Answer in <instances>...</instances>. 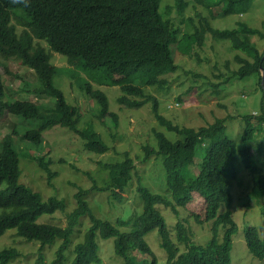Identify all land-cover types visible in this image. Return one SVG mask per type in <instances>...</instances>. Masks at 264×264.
Returning <instances> with one entry per match:
<instances>
[{
	"label": "trees",
	"instance_id": "1",
	"mask_svg": "<svg viewBox=\"0 0 264 264\" xmlns=\"http://www.w3.org/2000/svg\"><path fill=\"white\" fill-rule=\"evenodd\" d=\"M253 1L219 0L218 4L224 3L221 10L225 16L240 15L250 9ZM159 6L160 0H0V57L6 60L3 64L7 67L8 59H19L40 80L41 85L33 88L35 94L56 99L53 106L30 99L7 100L0 72V125L6 114L36 121V126L27 128L19 139L42 147V154L33 152L27 157L35 160L46 173L50 187L61 171L51 166L53 160L47 151L50 147L45 148L43 137L47 129L56 125L68 128L85 140L87 151L105 154L111 149L107 131L116 139L118 133L111 131L119 124L118 113L110 110L107 94L88 83L85 85L88 95L100 105L97 117L102 122L110 116L112 124L103 122V127L106 126L103 131L101 126L79 128V108L70 104L63 90L54 85L58 67L51 61L53 51L66 56L69 65L103 68L99 83L120 85L119 105L140 108L151 101L154 116L163 127L153 128L152 139L141 144V155L136 156L139 161H146L151 155L160 160L163 190H153L139 176L132 189L136 199L126 205L136 159L125 151V156L116 162L99 161V169L94 173L82 172L72 165L76 172L92 176L87 177L91 183L86 187H78L73 179L66 181L76 190L75 202L71 195L69 206L64 198L50 194L45 197L42 190L19 181L22 169L14 139L20 120L12 122L11 131L0 140V237L8 230H15L17 236L39 242L41 246L34 264H48L43 247L57 242L50 264H100L103 260L99 237L113 238L114 252L123 264H158L148 239L154 231L157 234L153 237H159L158 244L165 252V264H234L233 235L239 226L233 214L232 185L238 178L237 157L253 175L246 194L250 199L256 195L264 197V168L261 161H256L251 144L255 135L264 129V92L260 114L237 116L245 122L240 147L227 133L226 119L235 115L216 118L195 128L180 125L160 113L159 100L146 92L143 85L166 86L167 75L179 69L173 44L180 47L181 41L178 29L169 18L163 17ZM184 6V0L176 1V8L183 10ZM208 34L230 41L233 49L245 53L235 54L238 67L226 80L255 74L264 90L261 81L264 49L260 51L252 41L253 36L264 38V20L261 26H252L238 19L235 26L221 28L203 18L194 34L186 37H195V43L201 44ZM191 49L181 50L189 53ZM137 79L141 84L135 83ZM199 145L204 147V152L201 160H195ZM96 192L106 193L111 206H116V202L122 205L116 220L96 214L90 199ZM194 200L204 205L202 217L189 208ZM182 210L187 217L181 216ZM57 212L64 214L66 224L38 221L42 215ZM191 216L198 223L211 222L205 242L193 239L188 220ZM85 217L89 225L83 238L75 242L81 235L80 226ZM169 219L175 220V224L171 225ZM243 230L248 250L259 259L264 258V237L259 229L246 225ZM23 256L16 245L0 248V264H9Z\"/></svg>",
	"mask_w": 264,
	"mask_h": 264
},
{
	"label": "rangeland",
	"instance_id": "2",
	"mask_svg": "<svg viewBox=\"0 0 264 264\" xmlns=\"http://www.w3.org/2000/svg\"><path fill=\"white\" fill-rule=\"evenodd\" d=\"M176 1L160 0L159 10L163 17L169 18L174 27L178 29V40L181 41V44H179L180 47L173 44V49L179 69L167 75L168 83L165 84L164 88L147 85H143V87L146 92L153 94L159 100L160 113L180 125L197 128L200 125L214 122L216 118L235 115L234 118L226 119L227 133L240 147L242 145L240 135L245 122L237 116L239 114L258 115L262 111L264 90L259 84L258 77L253 74L243 79L230 77L229 80H226L232 74V70L238 67L235 54L245 55V53L233 49L230 41L215 39L210 34L206 35L202 45L199 42L195 43V37L186 36L194 34L196 26L200 27L203 18H208L214 26L221 28L235 26L238 19L245 20L252 26H261L264 20V0H254L246 13L227 16L221 10L224 3L218 4L219 0H184L186 6L183 10L176 8ZM19 29H21L20 26ZM193 39L194 42H192ZM252 41L257 44L260 51L264 49V38L253 36ZM191 47L189 53L181 50ZM66 59V56L52 52L51 61L58 67L53 82L55 86L63 90L66 100L79 108L81 113L79 128L101 126V131H103L106 130V126L103 127V122L108 125L112 124L110 116L103 118L102 122L97 117L100 105L88 95L85 85L89 83L94 89L100 88L107 94L110 110L118 113L119 124L116 129L111 131L115 134L117 132L118 137L112 139L109 136V131H107L106 139L108 142L110 141L111 149L105 154L90 153L84 148L85 140L72 130L60 125L47 129L43 134L45 148L50 147L47 151L48 156L53 160L51 165L53 170L61 171L54 178L50 187L47 183L46 173L35 163V160L27 157L33 152L41 153L42 147L31 141H20L19 139V135L23 134L27 128L36 126V121L6 114L3 123L0 125V140L11 131L12 122L20 120L17 124L18 134L14 139L15 146L19 151L22 169L19 181L35 190L46 192L47 194L41 192L45 197L50 194L64 198L70 206L72 202L69 198L72 195L73 203L75 202L73 193L76 190L73 185L66 182L68 179H73L78 187H86L87 183H91L87 177L90 178L92 174L86 176V174H82V170L97 172L100 166L99 161L116 162L125 156V151H128L136 159V171L132 180V187L129 188L126 195V205L134 203L136 199L132 189L136 187L139 176L153 190H163V171L160 160L153 155L146 161H139V158L136 157L137 153L141 155V144L146 139H152L153 128H163L154 116L152 102L148 101L140 108L121 106L117 102L118 96L122 94L120 85L99 83L104 74L103 68L88 69L69 65ZM5 61L0 57V72L6 85L5 98L7 100L19 98L34 100L42 105L53 106L55 104L56 99L53 96H37L33 91V88L39 87L41 83L32 69L21 63L19 59H8L7 67L3 64ZM140 82V79L135 80V83ZM251 144L256 161H261L258 163L264 168V129L255 135ZM203 152L204 147L199 145L196 148L195 160H201ZM235 163L238 178L232 185L233 214L239 228L233 235L232 261L234 264H264V258L259 259L248 250L243 230L246 225H254L259 229V234L264 237V197L256 195L250 199L246 193L250 191V182H252L250 178L253 175L251 176L250 170L245 168L239 157L235 159ZM72 165L82 172H76ZM90 199L96 214L101 217H108L114 221L121 214L122 205L116 202V206H111L104 192H96L92 194ZM189 208L194 209L192 211L197 212L201 217L203 216L204 205L202 201L194 200ZM182 212L181 216L187 217V213L183 210ZM163 214L167 218L164 211ZM188 220L193 229V239L205 242L207 236L210 235L211 222L198 223L192 216L188 217ZM38 221L66 224L64 214L61 212L51 216L42 215ZM83 221L80 226L81 235L75 242L83 238L86 227L89 225L88 217H85ZM168 221L171 225L175 224L173 219ZM156 234V231L151 232L148 239L159 260L158 264H165L166 256L158 244L157 239L159 237H153ZM99 241L101 245L100 256L103 260L100 264H123V261L114 252L113 238L106 240L99 237ZM10 245H16L23 251L24 256L9 264H34L41 246L37 241H27L17 236L15 230H8L0 237V248ZM57 245L58 242L43 247L48 264L55 255Z\"/></svg>",
	"mask_w": 264,
	"mask_h": 264
},
{
	"label": "water",
	"instance_id": "3",
	"mask_svg": "<svg viewBox=\"0 0 264 264\" xmlns=\"http://www.w3.org/2000/svg\"><path fill=\"white\" fill-rule=\"evenodd\" d=\"M261 74H262V85H263V88H264V70H263V67H261Z\"/></svg>",
	"mask_w": 264,
	"mask_h": 264
}]
</instances>
